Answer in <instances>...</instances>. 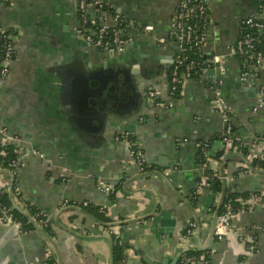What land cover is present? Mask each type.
Listing matches in <instances>:
<instances>
[{
    "label": "crops",
    "instance_id": "obj_1",
    "mask_svg": "<svg viewBox=\"0 0 264 264\" xmlns=\"http://www.w3.org/2000/svg\"><path fill=\"white\" fill-rule=\"evenodd\" d=\"M103 1L125 16L131 51L111 57L77 36L76 0L0 1V26L15 35L17 52L9 74L0 80V145L16 138L21 148L18 190L26 203L53 219L52 235L39 228L22 232L14 222H0V264H51V251L59 264H111L106 229L86 209L63 208L65 199L105 206L114 220L127 218L114 222L125 244L122 264H177L187 250L202 257L191 264H264L263 203L236 214L226 238L211 239L222 192L202 188L197 204L191 201L198 182L206 177L198 162L201 142H209L210 167L220 174L221 164L214 157L222 150L224 122L213 106L210 82L188 81L171 108H159L147 96L151 84L161 88L162 98L172 100L168 74L175 43L170 31L178 0ZM208 10L204 53L226 55L224 71L214 70L233 110L236 138L249 154L261 157L264 106L257 111L254 107L264 87V68L243 82L233 45L241 20L264 14V0H208ZM108 64L127 78L132 100L101 120L75 101L68 88ZM123 132L140 141L146 162L156 171L140 172L131 160L129 142L116 138ZM228 162L226 188L239 194L264 192V173L242 171L234 176L243 161L233 156ZM157 171L165 173L171 185ZM0 179L7 176L0 174ZM101 180L118 186V193L106 194ZM153 211L166 212L174 220L171 233L153 229L148 217ZM132 218L128 227H119ZM196 218L201 227L184 241L183 230Z\"/></svg>",
    "mask_w": 264,
    "mask_h": 264
},
{
    "label": "built area",
    "instance_id": "obj_2",
    "mask_svg": "<svg viewBox=\"0 0 264 264\" xmlns=\"http://www.w3.org/2000/svg\"><path fill=\"white\" fill-rule=\"evenodd\" d=\"M9 3L15 0H0ZM76 10L80 17V26L75 30V34L81 37L88 45L106 52L109 56L115 57L127 52L132 37L126 35V19L123 14L116 10H111L110 6L103 0H76ZM113 21V23H112ZM210 24L208 0H178L175 13L172 16L170 40L175 43L172 57L173 70L168 74L169 89L168 93L172 100L166 101L162 98V90L158 86H152L147 91L148 99L159 108H171L174 106L175 99L182 91L183 86L193 79V70L198 69V78L210 82L213 94V106L222 115L224 128L222 131V154L220 160H223L230 152L239 151L235 144L233 130V110L223 93V81L218 78L217 71L223 72L225 67L226 55L207 56L204 53V45L208 41V26ZM145 29H151L146 26ZM0 44L2 53L0 54V80L7 77L10 72L11 63L16 56V37L0 26ZM262 44V47H260ZM195 50L201 61H196L189 57L188 51ZM233 53L241 59V80L246 82L251 74L264 68V14L261 16L251 15L241 20V33L233 45ZM184 67V70H181ZM215 69V70H214ZM264 106V87L258 92L257 104L254 111ZM122 135V137H120ZM132 134L123 132L116 136L117 139H125L130 144L131 160L138 164L141 173L145 170L146 158L142 150L141 143L135 137H129ZM264 141V136L262 138ZM16 138L13 140L15 141ZM209 144L204 143L202 150L206 153ZM43 159L44 154L40 153ZM264 156V153L261 154ZM250 161L254 158L252 154L246 156ZM247 166L245 163H243ZM205 168H211V160L205 165ZM249 172V171H248ZM12 180L0 179V191L8 188ZM101 189L108 195L116 194L118 191L115 187L106 185L102 180L99 181ZM209 186L205 177L201 184ZM19 191V190H18ZM71 201L82 202L86 205L88 201H76L65 199L63 206L68 205ZM264 204V192H254L251 196L243 201L244 204L254 206ZM225 210L219 213L215 225L214 236L217 239H224L228 235L232 220L236 214L246 208L237 209L231 202L223 204ZM105 212L106 207L103 206ZM48 215V214H47ZM13 222L12 213L8 209L0 212V222ZM17 224V223H16ZM48 220H44L42 225H47ZM19 227V224H17ZM197 229V223L191 221L186 232L182 235L184 241H189ZM107 234L115 232L121 235L120 229L111 228L106 230ZM188 258L187 261H191ZM240 264H242L240 262Z\"/></svg>",
    "mask_w": 264,
    "mask_h": 264
},
{
    "label": "trees",
    "instance_id": "obj_3",
    "mask_svg": "<svg viewBox=\"0 0 264 264\" xmlns=\"http://www.w3.org/2000/svg\"><path fill=\"white\" fill-rule=\"evenodd\" d=\"M107 6H110V4L107 3ZM110 9L114 10L111 6H110ZM126 24H127V20H126ZM260 47H262V44H260ZM1 53H2V47L0 44V54ZM187 54L189 55L190 58H192L196 61H201L199 55L197 54V52L195 50L188 51ZM172 70H173V67L171 66L169 75L171 74ZM181 70H184V67H182ZM197 72H198L197 68L195 70H193V74H194L193 79H201V78H198ZM232 133L236 137V135H235L236 127L234 125H233ZM120 137H122V135H120ZM129 137L134 138L133 135H131ZM219 138L222 140V138H223L222 132H221ZM204 143H206V142H201L199 145L200 149H199V160H198V162L200 163L201 167H205L204 165L208 161L213 160L212 157L209 156V158H208L204 154V152L201 148ZM207 144H209V142H207ZM235 144L237 145V149L239 151H241L245 156H247L249 154L248 148L246 146H244V144L240 140H238L237 138H235ZM221 154H222V150L214 157V160H216L219 164L222 163V160H220ZM20 155H21V148L14 141L10 140V141H8V143H6V145H3V144L0 145V174H4L10 180H12L11 192L8 191V188H6V187L0 191V212L3 209H8L12 213L13 222L19 224V229L22 232H28V231H32L33 229H36V228H42L44 231H46V233H48L49 235H52L53 234L52 227H51L52 223H53L52 217L50 215H47L45 212H43L39 209H36V208L32 207L30 204L26 203L23 200L22 195L20 194V191H18L17 175H18V165H19ZM229 162H227L225 164V174H226V171L229 167ZM252 163L256 168L264 170V156L254 157L252 159ZM157 169L158 168L151 166L149 163H145V170L142 174H144L146 172L156 171ZM242 171L247 172V171H251V170L247 166L242 164L241 166H239L238 169H236L233 172L232 175L236 176ZM205 180L209 183V186L206 187L204 185H200L201 184V180H200L198 182V186L193 191L191 201L194 204H197L198 199H199V193H200V190L202 188H211L214 190V192L216 194L221 193L223 190V181H222V178H221V176L217 170L209 168V172H208V174H206ZM117 188H118V186L115 187L116 190H118ZM111 196L114 197L115 194H111ZM250 196H251V194H239V193H235V192L231 191L230 188H226L225 198H224L223 204L231 202L234 205V207L237 209H241L242 206H244L243 208L250 209V208L255 207V205L254 206H250L248 204L243 205V201L247 200ZM12 200L18 204V206L20 207V209H22V211L24 213L21 212L20 210H17L14 208ZM63 208H65V209L68 208L70 210H74V209H77V210L86 209V210H88L89 213H91L94 217H96V220H98L100 225L108 231L111 230V228H114L116 226V224H114V222L124 221L125 219H127V218H120L117 220L111 219L109 216L106 215V212L103 209L104 207L102 205L92 206V204L89 201L86 205H83L82 202H75L74 203L73 201H71L68 205L63 206ZM224 210H225V207H224V205H222L220 213ZM44 220H48L47 225H42ZM194 221L196 222V220H194ZM128 225H129L128 223L124 224L122 222L121 225H119V227H121V229H123V228L128 227ZM185 232H186V229L183 230V233H185ZM106 237L109 239L111 246H112L113 264H122L124 257H125L124 256L125 244L123 242L122 235L118 236L115 232H110L109 234L106 235ZM188 258H191L192 260L187 261ZM201 258L202 257H201L199 252H193L192 250H190V251L187 250V251L182 252L179 255L178 260H177V264H191L192 262L200 260ZM47 259L49 260V263H51V264H59L52 251L49 252Z\"/></svg>",
    "mask_w": 264,
    "mask_h": 264
},
{
    "label": "water",
    "instance_id": "obj_4",
    "mask_svg": "<svg viewBox=\"0 0 264 264\" xmlns=\"http://www.w3.org/2000/svg\"><path fill=\"white\" fill-rule=\"evenodd\" d=\"M132 49H128L131 51ZM153 72V71H151ZM96 80V81H94ZM127 78L122 79V76L118 70H115L113 67H110V64L105 66L100 72H97L95 75L82 77L80 82L72 84L68 89L72 88L74 100L83 104L84 107L92 109L101 120L109 113L119 112V109L122 107L120 103H122L123 107L126 106L127 103H130L132 100V94H129L127 89ZM151 87V84L148 86ZM147 88V90L149 89ZM134 92V91H133ZM126 100V101H125ZM92 106V107H91ZM233 156H239L243 163L247 165V167L253 172L264 173V170H260L256 168L252 161H250L244 154L239 151L230 152L223 160L220 165V176L223 181V191L221 194V200L219 202L218 209L214 215L213 219V231L211 235V239L214 237V230L217 221V217L220 213V208L224 203L225 198V189H226V176L224 173L225 164L228 162L230 158ZM204 174H208L209 169L204 168L202 170ZM159 176L163 177L170 185V181L165 173L157 171ZM145 173L144 175H146ZM10 190H12V184L10 186ZM15 209L20 210L18 205L13 202ZM151 218L152 227L154 230L159 232L160 234H167L173 231L174 220L170 219L166 212L162 213V215H155V211L150 212L149 216ZM57 221V216H56ZM135 221L134 218L127 220L126 223H131ZM197 227H201L199 220L196 218ZM43 230L42 228H39ZM177 259V258H176ZM177 261V260H175ZM113 264V261L112 263ZM155 264H166V261L157 262Z\"/></svg>",
    "mask_w": 264,
    "mask_h": 264
}]
</instances>
